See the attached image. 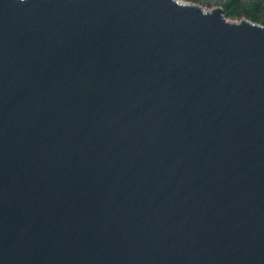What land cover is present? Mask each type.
Here are the masks:
<instances>
[{
	"label": "water",
	"instance_id": "95a60500",
	"mask_svg": "<svg viewBox=\"0 0 264 264\" xmlns=\"http://www.w3.org/2000/svg\"><path fill=\"white\" fill-rule=\"evenodd\" d=\"M0 264H264V25L0 0Z\"/></svg>",
	"mask_w": 264,
	"mask_h": 264
},
{
	"label": "trees",
	"instance_id": "16d2710c",
	"mask_svg": "<svg viewBox=\"0 0 264 264\" xmlns=\"http://www.w3.org/2000/svg\"><path fill=\"white\" fill-rule=\"evenodd\" d=\"M197 1V0H196ZM224 16L245 18L264 24L262 13L264 9V0H226L223 3Z\"/></svg>",
	"mask_w": 264,
	"mask_h": 264
},
{
	"label": "rangeland",
	"instance_id": "374dc122",
	"mask_svg": "<svg viewBox=\"0 0 264 264\" xmlns=\"http://www.w3.org/2000/svg\"><path fill=\"white\" fill-rule=\"evenodd\" d=\"M181 1H188V2H192V3H197L204 10H212L214 7H217V6H221L223 8V3H225L226 0H197V1L196 0H181ZM223 11H224V8H223ZM223 15H224V12H223ZM225 18L231 22H238L240 19L245 18V17L242 16L240 18H234V17H225ZM262 18L264 19V9H263V13H262ZM252 22H254V21H252ZM259 24H262V23H259ZM262 25H264V24H262Z\"/></svg>",
	"mask_w": 264,
	"mask_h": 264
}]
</instances>
